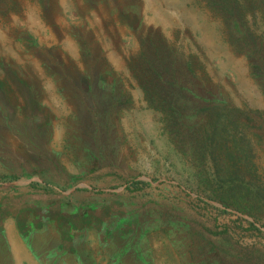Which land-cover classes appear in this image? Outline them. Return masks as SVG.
Segmentation results:
<instances>
[{
    "label": "rangeland",
    "instance_id": "obj_1",
    "mask_svg": "<svg viewBox=\"0 0 264 264\" xmlns=\"http://www.w3.org/2000/svg\"><path fill=\"white\" fill-rule=\"evenodd\" d=\"M0 264H264V0H0Z\"/></svg>",
    "mask_w": 264,
    "mask_h": 264
},
{
    "label": "trees",
    "instance_id": "obj_2",
    "mask_svg": "<svg viewBox=\"0 0 264 264\" xmlns=\"http://www.w3.org/2000/svg\"><path fill=\"white\" fill-rule=\"evenodd\" d=\"M257 68H258V67H257ZM257 68H256V69H257ZM257 70H258V69H257ZM257 72H258V71H257Z\"/></svg>",
    "mask_w": 264,
    "mask_h": 264
}]
</instances>
